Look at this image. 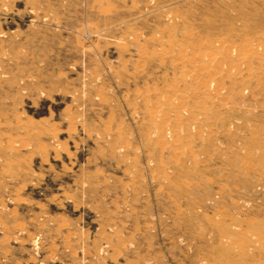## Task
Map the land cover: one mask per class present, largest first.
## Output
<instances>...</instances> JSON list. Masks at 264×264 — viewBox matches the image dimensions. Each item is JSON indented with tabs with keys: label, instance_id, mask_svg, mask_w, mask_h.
I'll list each match as a JSON object with an SVG mask.
<instances>
[{
	"label": "rangeland",
	"instance_id": "1",
	"mask_svg": "<svg viewBox=\"0 0 264 264\" xmlns=\"http://www.w3.org/2000/svg\"><path fill=\"white\" fill-rule=\"evenodd\" d=\"M243 44L264 0H0V264H264V55L195 135L151 120L180 54Z\"/></svg>",
	"mask_w": 264,
	"mask_h": 264
},
{
	"label": "bare ground",
	"instance_id": "2",
	"mask_svg": "<svg viewBox=\"0 0 264 264\" xmlns=\"http://www.w3.org/2000/svg\"><path fill=\"white\" fill-rule=\"evenodd\" d=\"M251 48L247 44H243L242 50L240 51L224 47L220 50L219 54L213 53L212 49L207 52H199L194 58L185 57V54H180L179 57L176 55L177 58L175 61L177 62V67H184L190 71L194 69L195 72L189 75L182 73L181 79L173 81L172 84L170 83L172 93L168 97L165 98L162 97V95L155 99L158 109L156 107L157 110L155 109L156 111L151 112V120L153 122L162 123L155 127L157 137L163 139L166 137L175 138L180 131L179 127L171 124L172 122L170 124H163L165 120H168L165 114H167V110L169 109L161 111L164 105H171L173 107L172 110L174 115L171 118L173 122L184 118V121L187 122V127L183 129V131L187 134L195 135V133H197L196 125L198 120L194 116V112L196 111L192 109V105L189 103L190 99L193 96H204L209 99L215 96H225L228 90H230L228 89L229 87L243 84L245 79L251 77L249 65L252 60V54L255 53L257 55L255 58L258 60H262V55H264V53L260 51L257 52ZM201 73L206 75L205 79L199 77ZM206 105L208 104L206 103Z\"/></svg>",
	"mask_w": 264,
	"mask_h": 264
}]
</instances>
